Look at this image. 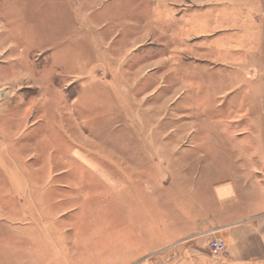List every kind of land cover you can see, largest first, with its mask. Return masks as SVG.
<instances>
[{"label":"rangeland","instance_id":"1","mask_svg":"<svg viewBox=\"0 0 264 264\" xmlns=\"http://www.w3.org/2000/svg\"><path fill=\"white\" fill-rule=\"evenodd\" d=\"M167 4L0 0L20 44L0 29V237L168 231L229 177L214 166L237 162L204 154L258 147L238 136L254 117L243 89L264 83L245 24L223 31L230 14L211 1Z\"/></svg>","mask_w":264,"mask_h":264},{"label":"crops","instance_id":"2","mask_svg":"<svg viewBox=\"0 0 264 264\" xmlns=\"http://www.w3.org/2000/svg\"><path fill=\"white\" fill-rule=\"evenodd\" d=\"M165 1H169V6L176 4L173 5L179 9L176 13H184L180 8L185 4L201 6L211 1L222 15L230 14L224 23L228 25L221 26L225 32L242 33L244 23L245 35L241 38L257 54L255 66L263 69L264 54L260 53L264 45V0ZM23 4L22 1L18 7ZM219 17L214 23L218 24ZM0 29L5 30H0L6 37L3 44L12 50L20 47L1 20ZM173 39L171 34L168 40L173 43ZM181 40L185 42L184 38ZM231 44L234 45L233 41ZM240 88L233 89L231 94L238 93ZM243 90L249 101L241 104L254 117L243 118L248 123L241 125L245 130L238 136L251 133L260 143L257 148L247 147L246 151L235 150L229 155H221L217 150L204 154L213 159L236 158L238 163L224 171L214 166L215 173L225 172L229 177L217 178L209 184L211 201L196 196L199 202L194 218L189 210L183 209L170 223L169 230L161 233H5L0 237V264H264V121L255 117L256 111L264 107V83ZM238 143L239 140L231 144V148L240 149ZM75 155L87 164L92 163L84 154ZM244 158L248 160L245 166L240 160ZM213 239L225 242V249L219 255L209 252L208 243Z\"/></svg>","mask_w":264,"mask_h":264},{"label":"built area","instance_id":"3","mask_svg":"<svg viewBox=\"0 0 264 264\" xmlns=\"http://www.w3.org/2000/svg\"><path fill=\"white\" fill-rule=\"evenodd\" d=\"M209 252L213 255L221 254L225 249V242L222 239H213L208 243Z\"/></svg>","mask_w":264,"mask_h":264}]
</instances>
